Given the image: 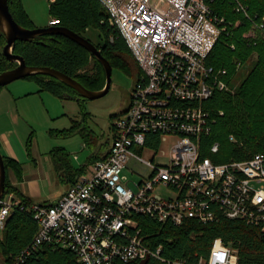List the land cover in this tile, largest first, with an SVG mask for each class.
I'll use <instances>...</instances> for the list:
<instances>
[{"label": "built area", "instance_id": "obj_1", "mask_svg": "<svg viewBox=\"0 0 264 264\" xmlns=\"http://www.w3.org/2000/svg\"><path fill=\"white\" fill-rule=\"evenodd\" d=\"M234 1L250 18L248 7ZM156 2L107 1L110 24L140 69L132 104L114 122L107 156L87 167L57 202L26 207L15 193L4 194L1 233L16 207L31 211L38 224L14 264H36L33 258L45 245L71 251L77 264H140L147 257L162 264H239L238 250L222 238L214 240L207 255L191 261L167 257L163 244L153 245L151 235H143L144 217L161 225L180 226L187 219L209 223L219 217L215 205L222 216L264 232V154L225 163L202 156V137L210 133L212 120L204 103L217 91L232 90L228 70L207 62L216 40L208 24L227 32L229 22L204 0ZM59 23L50 20V25ZM151 134L157 139L148 141ZM170 139L168 164L142 157L145 150L164 155L161 146ZM218 147L215 143L212 150ZM132 159L150 168L147 178L137 181L124 173Z\"/></svg>", "mask_w": 264, "mask_h": 264}, {"label": "trees", "instance_id": "obj_2", "mask_svg": "<svg viewBox=\"0 0 264 264\" xmlns=\"http://www.w3.org/2000/svg\"><path fill=\"white\" fill-rule=\"evenodd\" d=\"M240 1L248 7L250 18L238 11V4L234 0H204L215 14L225 17L230 25L227 32L218 34L207 55L208 64L216 69L228 70L227 80L232 89L217 91L204 103L211 112L212 120L210 133L202 137V156H209L216 163L245 160L257 153L264 154V27L258 26L264 25V0ZM9 6L19 24L31 29L36 27L24 9L22 0H9ZM50 14L52 18L60 20L58 26H66L86 38L85 34L89 30L99 29L105 35L106 43L96 46L111 65L134 68L133 63L131 64L134 56L125 39L110 24L108 6L103 0H56L50 2ZM0 36L5 38L2 33ZM13 52L23 56L30 66L56 68L76 78L91 90H101L105 87L107 76L100 60L64 35L41 34L28 41L18 40L14 44ZM254 56V65L240 84H236L234 80L240 69ZM17 65L18 62H10L0 51V72ZM139 77L140 72L137 80ZM26 78L35 80L40 86V91H49L61 99H76L80 103L86 100L69 84L55 77L35 74ZM77 131L87 143L89 135L86 127L78 128L75 124L70 129L59 132L70 135ZM231 135L235 140H231ZM114 137L113 133L112 140ZM153 139H157V135L151 134L148 141ZM215 143L219 144L217 151L212 150ZM0 150L7 169L5 194L15 193L26 207H30L34 203L24 196L18 187L12 185L8 177L9 169H13L18 179H23L22 164L6 155L1 146ZM107 154L108 151L94 155L89 162L94 163L105 158ZM54 157L57 166L65 167L70 172L68 177L72 186L87 169L88 164L76 169L72 174L68 162L69 154L64 148L55 150ZM215 210L219 217L213 222L200 223L195 219H187L180 226L161 225L149 217H144L143 235H151L153 245L163 244V253L169 258L196 261L201 255L210 252L216 238H222L226 244L238 250L239 264H264V232L261 228L222 216L218 205H215ZM37 231L38 224L31 211L21 207L12 211L1 239L6 264H14L15 255L32 242ZM36 255L37 257L33 258L36 264H77V259L71 251L55 250L49 245L41 248ZM149 264L162 263L151 260Z\"/></svg>", "mask_w": 264, "mask_h": 264}, {"label": "rangeland", "instance_id": "obj_3", "mask_svg": "<svg viewBox=\"0 0 264 264\" xmlns=\"http://www.w3.org/2000/svg\"><path fill=\"white\" fill-rule=\"evenodd\" d=\"M104 1L106 2V0ZM154 2H156V0H154ZM22 5L36 27H45L42 25L49 26V21L52 19L50 14V0H22ZM208 29V34L217 38L220 33L219 30L211 24H208ZM85 35L95 45H104L106 43V37L99 29L93 28ZM4 39V37L0 36L1 52H3L5 46ZM254 60L255 56L246 66L240 69L234 80L236 84H240L246 77L254 65ZM132 63L133 69L125 66L113 67L110 90L106 95L100 98L86 99L80 103L76 99H61L53 96V103L48 101L46 104V108L49 112L44 111L45 113L40 115L38 110L34 109L33 114H27L34 135L37 136L39 140L40 147L43 150L49 149L51 153L59 148H64L70 154L68 162L71 165L72 172L84 164H88L87 167L91 168L93 163L89 162L90 156L94 153H104L108 151L114 132L112 128H114L115 120L123 111L128 110L132 104V93L136 85L137 75L140 72L138 63L133 57L131 60V64ZM11 84L4 87L12 86ZM4 87H2V89ZM33 105L36 104L33 103ZM73 119H77L76 124H78V128L86 127V131L89 135V141L87 139L88 144L85 143L84 138L80 134L68 135L64 132H59L70 129L73 125ZM173 142L174 139H170L161 146V149L165 151L164 155H156L153 150H145L142 153V157L147 161L155 159L159 164H168L169 153ZM54 165H56V163ZM150 172V168L144 163L133 159L129 162L128 168L124 171L131 179L137 181L147 178ZM10 173L11 170L9 171V177ZM67 178L68 171H66L65 167L54 166L50 179L45 181L44 184V201L55 203L67 193L71 188ZM163 193L165 195L170 194L167 189H164ZM3 237L4 233L0 232V264H6L1 248V239Z\"/></svg>", "mask_w": 264, "mask_h": 264}, {"label": "crops", "instance_id": "obj_4", "mask_svg": "<svg viewBox=\"0 0 264 264\" xmlns=\"http://www.w3.org/2000/svg\"><path fill=\"white\" fill-rule=\"evenodd\" d=\"M11 85L0 90V146L6 155L22 164L23 179H18L13 169H9L11 173L10 177H8L11 184L18 187L19 191L24 196L29 197L34 204L48 203L43 198L44 184L45 181L50 179L54 166L57 165H54L56 163L54 151L51 153L49 149L43 150L40 147L39 140L34 135L27 114H33L34 109H37L40 115H43L45 113L44 111L49 112L46 104L48 101L53 103V96L56 95H52L49 91H40L39 84L32 79L22 78L19 82ZM33 103L36 105H33ZM76 120H72L73 125L76 124ZM73 134L81 135L79 131ZM112 141L111 138V143ZM65 152L67 151L65 150ZM100 154L103 153H94L90 158ZM69 167L72 174L78 169L76 168L72 172L70 163ZM69 174L70 172L68 171V176ZM67 180L70 182V187H72V182L69 180V177Z\"/></svg>", "mask_w": 264, "mask_h": 264}, {"label": "water", "instance_id": "obj_5", "mask_svg": "<svg viewBox=\"0 0 264 264\" xmlns=\"http://www.w3.org/2000/svg\"><path fill=\"white\" fill-rule=\"evenodd\" d=\"M0 33L6 38L3 54L10 62H18L14 68L0 72V87H4L16 80L29 77L35 74H43L62 80L73 87L81 97L85 99H97L106 95L111 87L113 66L105 58L101 50L88 38L74 32L66 26L49 25L45 27L27 28L19 24L10 11L9 0H0ZM41 34L64 35L89 50L94 57L100 60L106 71V84L101 90H91L76 78L64 73L61 70L49 66H30L23 56L13 52L14 44L18 41H28ZM7 169L4 156L0 150V200L6 190ZM150 258L143 259L140 264H148Z\"/></svg>", "mask_w": 264, "mask_h": 264}, {"label": "flooded vegetation", "instance_id": "obj_6", "mask_svg": "<svg viewBox=\"0 0 264 264\" xmlns=\"http://www.w3.org/2000/svg\"><path fill=\"white\" fill-rule=\"evenodd\" d=\"M131 103H132V101H131Z\"/></svg>", "mask_w": 264, "mask_h": 264}]
</instances>
